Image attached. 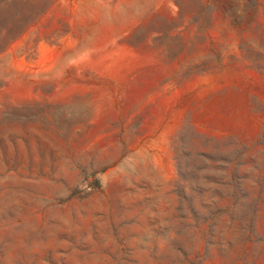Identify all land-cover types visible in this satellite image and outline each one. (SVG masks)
I'll return each mask as SVG.
<instances>
[{
  "label": "rangeland",
  "instance_id": "rangeland-1",
  "mask_svg": "<svg viewBox=\"0 0 264 264\" xmlns=\"http://www.w3.org/2000/svg\"><path fill=\"white\" fill-rule=\"evenodd\" d=\"M0 264H264V0H0Z\"/></svg>",
  "mask_w": 264,
  "mask_h": 264
},
{
  "label": "clouds",
  "instance_id": "clouds-1",
  "mask_svg": "<svg viewBox=\"0 0 264 264\" xmlns=\"http://www.w3.org/2000/svg\"><path fill=\"white\" fill-rule=\"evenodd\" d=\"M235 11L238 17H240L241 19H244V9L243 8H237Z\"/></svg>",
  "mask_w": 264,
  "mask_h": 264
},
{
  "label": "trees",
  "instance_id": "trees-1",
  "mask_svg": "<svg viewBox=\"0 0 264 264\" xmlns=\"http://www.w3.org/2000/svg\"><path fill=\"white\" fill-rule=\"evenodd\" d=\"M233 204H236V202L234 201Z\"/></svg>",
  "mask_w": 264,
  "mask_h": 264
}]
</instances>
